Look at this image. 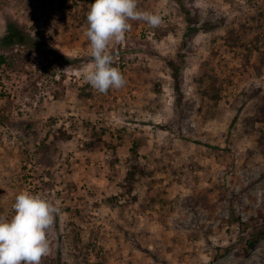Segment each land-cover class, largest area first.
Here are the masks:
<instances>
[{
  "label": "rangeland",
  "instance_id": "obj_1",
  "mask_svg": "<svg viewBox=\"0 0 264 264\" xmlns=\"http://www.w3.org/2000/svg\"><path fill=\"white\" fill-rule=\"evenodd\" d=\"M92 3L0 0V39L56 52L0 44V215L56 204L41 264H264V0H138L162 24L130 21L106 94Z\"/></svg>",
  "mask_w": 264,
  "mask_h": 264
},
{
  "label": "clouds",
  "instance_id": "obj_2",
  "mask_svg": "<svg viewBox=\"0 0 264 264\" xmlns=\"http://www.w3.org/2000/svg\"><path fill=\"white\" fill-rule=\"evenodd\" d=\"M130 21H143L150 27L162 24V17L138 8V0H94L87 13L84 33L90 42L92 64L83 74L93 89L106 94L120 89L126 79L110 46L125 42ZM11 218L0 215V264H41L51 252L48 233L53 229L59 208L49 198L22 191L12 205Z\"/></svg>",
  "mask_w": 264,
  "mask_h": 264
},
{
  "label": "trees",
  "instance_id": "obj_3",
  "mask_svg": "<svg viewBox=\"0 0 264 264\" xmlns=\"http://www.w3.org/2000/svg\"><path fill=\"white\" fill-rule=\"evenodd\" d=\"M25 44L34 47L36 50L41 52L50 62L53 61L54 55L56 52L45 45L44 42L34 39L30 36L29 33L24 32L18 25L9 23L7 26L6 33L0 39V44ZM261 234L264 236V229L261 231ZM255 237V236H254ZM253 239L250 241L249 245H252Z\"/></svg>",
  "mask_w": 264,
  "mask_h": 264
}]
</instances>
